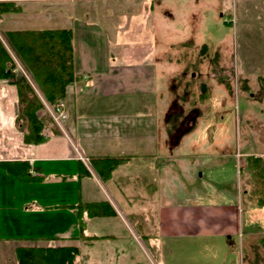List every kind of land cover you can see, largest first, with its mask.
Masks as SVG:
<instances>
[{"label":"rangeland","instance_id":"rangeland-1","mask_svg":"<svg viewBox=\"0 0 264 264\" xmlns=\"http://www.w3.org/2000/svg\"><path fill=\"white\" fill-rule=\"evenodd\" d=\"M82 3L87 13L77 19L81 21H77L75 40L83 41L85 52L90 51L97 66L103 64L101 57L107 54L111 61L124 64L143 55L156 69L155 94L141 96L139 101L145 109L122 121L140 117L158 119L159 133L164 131L168 138L176 130L177 122L186 123L183 127L188 128L192 121V127L182 134L180 150L183 154L195 150L193 163L172 164L174 159L178 161L179 152L156 151L149 138L142 140L147 131L140 133L138 129L131 130L134 135L125 142L114 143L115 156L108 157L143 155L144 164L157 163L159 167L170 162V171L173 166L180 170L175 172L177 180L173 184L187 196L210 193L213 203H222L223 194L230 195L234 202H239L244 233L247 232L240 242L237 237L231 240L235 259L230 264L238 260L239 245L247 257L257 247L261 250L262 244L249 229L256 219L257 207L250 202L253 192L248 193L245 184L248 178L254 181L256 170L247 168L243 173L242 162L246 158L238 154H264V0H84ZM1 33L4 31L0 25ZM0 39L1 43L9 41L4 35ZM10 55L14 56L11 51ZM9 60L10 70L17 73L12 58ZM84 111L86 115L89 113ZM80 116L79 121H85L81 111ZM85 118L94 120L93 116ZM63 127L66 131V120ZM110 140L85 137L86 146L91 149L95 146L92 151L97 157L91 159L105 158L95 153L96 145L111 149ZM140 143L145 148L137 149ZM97 152L110 153L106 149ZM122 158L124 163L130 160ZM133 159L130 165L137 161ZM119 171H124L123 166ZM141 172L146 174L144 170ZM124 175L119 173L111 178V184L108 178L98 177L103 191L115 204L117 216V220H108L101 231L111 232L115 237L95 240L93 249L86 243V248H80L77 264H129L130 257L134 264H211L212 254L215 258L216 248L222 247L217 240L155 239V242L146 238L156 234L155 219L150 217H155L156 212H151L154 206L148 202L150 207L141 203L156 182L149 178L151 175H142L139 180L127 183ZM229 260L227 256V264Z\"/></svg>","mask_w":264,"mask_h":264},{"label":"crops","instance_id":"crops-1","mask_svg":"<svg viewBox=\"0 0 264 264\" xmlns=\"http://www.w3.org/2000/svg\"><path fill=\"white\" fill-rule=\"evenodd\" d=\"M83 1L0 0V3L12 4L18 9L17 12L0 14V25L4 33L71 31L73 81L66 86L63 98L66 132L69 138L80 152L89 158L97 156L93 155L92 151L95 146L92 149L86 146L85 137L89 140L109 138L110 146L113 148L96 145L95 153L99 157H112L115 156L116 150L114 143L125 142L129 136L133 137L131 130L138 129L140 133L147 131V134L142 136V140L149 138V142L156 151L168 153L170 150H177L179 152L176 156L178 161L174 159L172 164H181L184 163L183 161L193 163L195 150L192 149L189 154H183L180 150L182 134L192 127V121L189 122L188 128L183 127L186 123L183 125L177 122L176 130L174 129L169 138L164 131L162 134L159 133L158 119L140 117L139 120L122 121L126 117H132L137 111L145 109L139 101L141 96L155 94L156 69L146 61V56L143 55L137 59L132 58L124 64L111 61L107 54L106 57H101L103 64L97 66V61H94L89 54L90 51L85 52L81 43L83 41L77 43L75 40L77 21H81L77 19L84 18L87 13L82 6ZM83 76L87 77L86 80H82ZM97 99L100 102H97ZM84 110L89 113L86 115ZM80 111L85 121H79ZM84 115L93 116L94 120L90 121ZM16 118V89L7 80L0 78V264H16L14 257L16 246H75L79 253L74 264L79 263L82 253L80 248H86L88 244L87 246L93 249L92 244L95 241L90 243L78 239L79 216L85 223L83 232L85 236L99 239L114 238L111 232L107 234L101 230L108 220H117V216L91 218L82 207L104 203L106 204L105 212L113 211L116 214L115 204L103 191L98 177L108 178L111 184L110 179L119 173L126 174L123 178L127 183L132 179L139 180L142 175H151L149 178L153 183L156 182L155 187L148 189L151 193L141 203L143 205L148 202V205L154 206L151 207V212L154 211L153 214L156 212L155 217L150 216L155 219L156 224H153V229L156 228V234L150 235L151 237L148 235L146 238L162 241L166 239L217 240L222 243V247L216 248L215 258L214 253L212 254L211 264H227V256H230L229 264L235 259L233 250L235 245L231 240L237 237L240 242L247 232L244 233V222L238 208L239 202H234L230 195L223 194L220 199L222 203H213L210 193L187 196L184 192L181 193L183 190L176 189L173 184L174 180H177L175 172H180L179 167L175 169L173 166V170L170 171L168 166L170 162L160 167L157 163L146 165L143 162L144 159H141L143 155L131 153L119 155L130 157L128 162L121 164L124 168L123 172L119 171L122 167L120 165L108 177L105 176L103 170L105 163L99 159L92 162L94 170L92 176L76 158L69 141L57 130L45 128L50 135L42 144H24L20 131L23 128L18 127ZM142 148H145L144 143L137 146V149ZM100 149L109 150L110 153L104 155L102 152H97ZM238 155L240 158H246L245 161L242 160L243 173H246L247 168L256 170L254 181H249L248 178L245 184L248 193L253 192L250 202L257 207L256 219L249 229L254 231L251 233L261 245V239L264 237V193H262L264 191V154L257 152ZM134 157L137 161L130 165ZM18 163L26 164L28 181H22L18 175L14 174L16 170L13 167H16ZM128 165L130 166L127 167ZM187 168L191 171V166ZM142 170L146 174L142 173ZM113 185L115 186V183ZM80 211H82L81 214H79ZM243 251L242 248L245 264H264L262 245L261 250L257 247L249 253L248 257ZM129 259L128 263L134 264L132 258Z\"/></svg>","mask_w":264,"mask_h":264},{"label":"trees","instance_id":"trees-1","mask_svg":"<svg viewBox=\"0 0 264 264\" xmlns=\"http://www.w3.org/2000/svg\"><path fill=\"white\" fill-rule=\"evenodd\" d=\"M17 11L18 9L12 4L0 3V14ZM6 35L44 99L50 104L62 100L66 86L73 81L71 31H15L8 32ZM9 65V57L0 45V78L7 80L16 89V121L18 127L23 128L20 130L22 132V142L28 145L42 144L46 141V138L42 135V130L45 128L55 130L52 121L48 116L39 115L42 104L35 91L23 77L16 78L11 74ZM124 161L125 159L122 157L101 158V162L105 163L103 167L104 175L108 177ZM92 162H95V160L92 159ZM25 165V163H18L16 167H13L16 170L14 174L18 175L22 181L29 180L27 179ZM105 205L104 203L90 204L82 208L87 212V216L91 218L113 216L115 214L113 211H104ZM78 224L80 227L78 239L85 241L99 239L84 235L85 223L80 216L78 217ZM261 240L264 249V237ZM78 253L75 246H16L14 248L16 264H74Z\"/></svg>","mask_w":264,"mask_h":264},{"label":"built area","instance_id":"built-area-1","mask_svg":"<svg viewBox=\"0 0 264 264\" xmlns=\"http://www.w3.org/2000/svg\"><path fill=\"white\" fill-rule=\"evenodd\" d=\"M4 46L10 55V51L14 54V56L10 57L12 58L14 64L16 65L18 71L23 73L25 75V71H23V65L21 60L19 59L17 53L11 48L9 43L4 42ZM13 71H16L15 69ZM43 113L47 114L51 120L53 121L54 125L62 132L65 134L64 128H63V123L65 121V113H64V103L63 102H57L54 105H50L47 102L43 101ZM74 150L77 154L78 160L84 165L86 170L93 175V169L91 167L90 160L83 156L82 154L79 153V151L74 147ZM236 264H243L242 257L239 256V260Z\"/></svg>","mask_w":264,"mask_h":264}]
</instances>
